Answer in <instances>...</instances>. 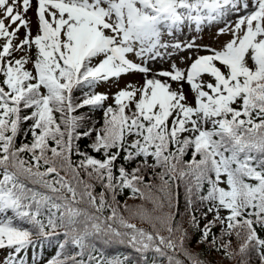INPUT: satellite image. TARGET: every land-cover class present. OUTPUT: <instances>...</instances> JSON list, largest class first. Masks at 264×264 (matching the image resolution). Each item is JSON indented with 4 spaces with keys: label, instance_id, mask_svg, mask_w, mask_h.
I'll return each instance as SVG.
<instances>
[{
    "label": "snow or ice",
    "instance_id": "6c2138e0",
    "mask_svg": "<svg viewBox=\"0 0 264 264\" xmlns=\"http://www.w3.org/2000/svg\"><path fill=\"white\" fill-rule=\"evenodd\" d=\"M240 9V0H0L5 264H23L20 253L53 239L48 264H183L177 254L206 264L189 249L193 230L225 259L252 264L254 253L264 264V0L227 20ZM216 21L217 35L231 34L218 48L164 39ZM180 52L190 53L179 57L184 68L172 60ZM165 58L167 69L149 67ZM136 73L143 83H126L106 106L99 84ZM85 108L102 110L103 122ZM126 189L152 208L121 205ZM233 235L236 251L224 239ZM112 244L135 259L105 258L98 245Z\"/></svg>",
    "mask_w": 264,
    "mask_h": 264
},
{
    "label": "rangeland",
    "instance_id": "374dc122",
    "mask_svg": "<svg viewBox=\"0 0 264 264\" xmlns=\"http://www.w3.org/2000/svg\"><path fill=\"white\" fill-rule=\"evenodd\" d=\"M240 2H241L240 12L238 14L235 12L230 13L227 16L228 21L234 22L238 15H244V14H246L247 11L251 10L252 0H240ZM244 3H248V5H249L248 9H245L243 7ZM28 17L33 22L32 31H33V35H35V33H36V28H35L36 17L34 15V10L29 11ZM223 26H224L223 22L216 21V22L209 24L207 26L203 25L198 33L194 30V26H193V27L185 28L182 34L177 32L175 37H168L167 35H165L164 39L166 41L172 40V39H178V40L184 41L188 38L196 37L197 43L205 44V45L210 44L212 47L218 48L231 39V34L228 32H226L223 35H217V30ZM23 35H24V30L22 29L21 32L19 33V38L22 39ZM170 51H171V49H170ZM201 54H204V53H201ZM189 55H190L189 52H180V53L175 54L172 57V60H175L180 67L184 68V67H186V64L182 63L180 61L179 57L180 56L187 57ZM171 62H172L171 60H168L167 58H165L164 60H157L155 63H150L149 67H152L153 69H161V68L167 69ZM143 79H144L143 74H140V73L125 75V76H122L118 81L112 80V81H109L108 83L104 84L103 89H104L105 93H108L109 100H110V99H112L111 98L112 94L117 92L120 88H123L126 83H133V84L140 85L143 83ZM207 79H208V77H205V80H207ZM173 87H176V85L174 84ZM184 91L188 94L189 102H192L193 96H192V94L189 90V86L187 84L184 85ZM127 204L130 207L133 206L130 202H128ZM225 214H226L225 212L221 213V215H225ZM209 219H211V214L209 215ZM201 223H203V220H201ZM191 235H192V233H191ZM194 243H196V242H194ZM200 245H202V244H200ZM200 245L193 244L192 245V251L194 254H199V256L202 255V257H204V254H203L204 251L202 250V248L200 249ZM205 246L207 248V245H205ZM232 249H233V251H236L238 249V247H233ZM10 251H11L10 249H0V264H5L6 261L3 259V254L6 252H10ZM207 252L208 253L205 255V258L207 260H211L213 264H219V262L221 260L225 259L221 252H217L214 250H210ZM235 258L236 257H234V259ZM223 262L228 264L230 262V260L226 259Z\"/></svg>",
    "mask_w": 264,
    "mask_h": 264
},
{
    "label": "trees",
    "instance_id": "16d2710c",
    "mask_svg": "<svg viewBox=\"0 0 264 264\" xmlns=\"http://www.w3.org/2000/svg\"><path fill=\"white\" fill-rule=\"evenodd\" d=\"M83 112H86V113H89V115H91V117H92V119L94 120V121H99L100 123H102L103 122V114H102V118L100 119V112L99 111H97V110H94V111H89V109H87V108H85V109H83L82 110ZM27 125H25V127H26ZM97 126H99V124L97 125ZM29 139H30V135H29V137H28ZM21 139H23V136H20L19 138H18V143H19V141L21 140ZM81 148L83 149L84 147H85V145L87 144V143H89V141H87V140H82L81 142ZM95 155V154H94ZM190 157H191V151L189 150V152L186 154V156H185V159L187 160V159H190ZM74 159H75V157H74ZM134 165H128V167H129V169L131 168V167H133ZM63 174V173H62ZM157 183H158V181H157ZM29 186H31V185H29ZM100 189H99V186L97 187V191H99ZM180 193H181V195H180V210H181V212H183L184 211V195H183V188H181V190H180ZM130 197V191L129 190H125L122 194H120L118 197H117V199L120 201V204L121 205H123L125 202L126 203H128V202H130L133 206H132V208H134L135 206H138V205H148V204H151V203H147L146 201H143V200H141V199H139V198H136V199H130L129 198ZM120 212L126 217V218H128L129 217V215H130V213L129 212H125L124 211V209H123V207L121 206L120 207ZM108 213L107 212H105V215H107ZM137 220V218H133V219H131L130 220V222L131 223H133V222H135ZM23 226H25V227H28V225H23ZM259 235L261 236V238H264V231H261V232H259ZM199 237V235H197L196 233H195V235H194V237L195 238H198ZM196 241V239H192V242L190 243V245H189V249L192 251V245L193 244H197V243H194ZM242 241H239V240H237L236 238H235V240L234 241H232V248L233 247H239V244L241 243ZM198 245H200V244H198ZM202 248V250L204 251L203 252V254H204V257H203V260L206 262V264H213L212 263V261L211 260H207L206 258H205V255L208 253L207 252V250H206V248H205V245H200V249ZM252 255V264H259V261H258V258L255 256V254L253 253V254H251ZM236 258L234 259L233 258V260L231 259L230 260V262L228 263V264H239V261H240V259H241V257L239 256V255H237V256H235ZM177 258L178 259H180L182 262H183V264H188V261H187V259L183 256V255H181V254H177ZM200 258H202V255H200ZM224 260H226V259H223L222 261H221V264H226V263H224L223 261ZM164 264H167V261H164Z\"/></svg>",
    "mask_w": 264,
    "mask_h": 264
}]
</instances>
